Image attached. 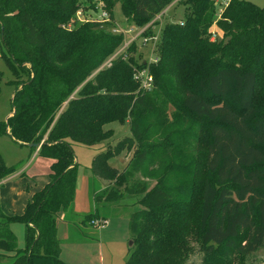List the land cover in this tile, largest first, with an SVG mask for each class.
Instances as JSON below:
<instances>
[{"label":"trees","instance_id":"1","mask_svg":"<svg viewBox=\"0 0 264 264\" xmlns=\"http://www.w3.org/2000/svg\"><path fill=\"white\" fill-rule=\"evenodd\" d=\"M173 1L0 0L1 57L15 85L1 129L51 159L49 183L23 212L0 211L7 264H70L59 258L56 216L71 225L75 215L72 143L107 141L114 121L128 123L130 135L94 156L92 174L108 184L93 191L98 205L79 222L108 220L100 204L118 208L130 194L124 264H187L195 251L201 264H234L264 249V8L182 0L183 16L160 29L155 61L128 56L133 40L105 64L124 40L114 32L117 4L142 27ZM88 6L106 16L79 22ZM138 70L151 77L149 90ZM122 152L130 157L119 170L109 159ZM17 167L0 162V180ZM136 174L154 183L129 184ZM13 222L24 224L23 248Z\"/></svg>","mask_w":264,"mask_h":264},{"label":"rangeland","instance_id":"2","mask_svg":"<svg viewBox=\"0 0 264 264\" xmlns=\"http://www.w3.org/2000/svg\"><path fill=\"white\" fill-rule=\"evenodd\" d=\"M219 1L220 4L223 5L226 0ZM248 1H251L254 4L264 8V0ZM181 2L182 0H174V5L169 8V11H167L166 14L160 18L156 17L154 19L156 20L155 23L150 21L142 27L131 25L130 21H127L126 17L122 14L119 4H117L114 9V21L116 25L114 27L115 32H122L124 34L126 31L125 39H129L135 34L138 36L137 37L135 35L136 37L134 36V38H132L135 40V49L133 51L127 52V55H133V57L138 61L144 59L148 61H155L156 44L148 43V45H144L142 42V36L139 35H141L144 29L149 26L150 32L148 34H143V36L154 35L158 37L161 27L166 22L176 21L183 16L184 7ZM216 2H218V0H216ZM102 12L103 11L100 9L92 10L88 6L84 14H78L77 20L82 22L85 18L101 19V16L104 17ZM129 29L131 31H128ZM126 45L119 47L110 57L115 56L119 52L126 53ZM152 45L154 47H152ZM5 51L6 48L4 45L0 44V162L6 166L18 165L14 171L17 172L20 170L22 164H24L29 158L33 156V152L30 154V148L28 146H20V144L13 141L10 136L1 129V123H3L10 114L11 98L15 90V85L12 82V71L7 66L3 57H1L2 52ZM105 128H112L113 135L103 143L94 144L92 146H87L77 142L72 143L75 160L78 163L76 192L72 201V206L75 207L76 212L71 218V238L69 240H65L57 237L58 241L60 242L59 258L70 264H124L130 253V246L133 244L132 243L130 245L131 234L128 228V221L129 213L133 210L132 207L135 205V199L130 197V194L128 193L125 194V199L123 198L124 201H122L121 204L123 206H119L118 208H115L113 205L109 206L107 204H100L98 208L99 212L108 215V223L104 228H98V224H101L100 222L93 224L91 221L92 225L86 222L85 224L79 222L83 214L93 211L95 206L98 205H96L94 202V190L92 189H95L97 194H100L103 189H99V187L102 185L97 179L94 178L92 174L91 162L94 156L98 152L106 150L105 148L107 146V142L113 145L124 136L130 135V128L126 122L120 123L114 121L108 123ZM129 157V153L122 152L115 157H111L109 159V163L118 167L119 170H122L124 168L123 165L125 161H127ZM50 163L51 159L37 154L29 163V165L25 167L24 172L30 178L35 179V177H40L41 175H44L46 172H48L47 170ZM132 179L133 180H131L129 184L132 181H146L148 185L154 183L153 180L143 179L138 174H136ZM19 186H22V181L20 178L11 179L5 184L3 203L5 206H7L6 208L10 207L9 203L12 198L15 199V193ZM58 222V224H60V221ZM11 228L16 237L17 247L23 248L25 246L24 224L21 222H13ZM59 229L60 227L58 226V230ZM200 255L201 252L195 251L189 257L187 264H201ZM257 255L258 256L256 257H248L243 261L236 260L234 264H264V249L258 252ZM10 261L11 258L3 256L0 259V264H7Z\"/></svg>","mask_w":264,"mask_h":264},{"label":"crops","instance_id":"3","mask_svg":"<svg viewBox=\"0 0 264 264\" xmlns=\"http://www.w3.org/2000/svg\"><path fill=\"white\" fill-rule=\"evenodd\" d=\"M172 5H174L173 2L170 3L168 6H166L157 16L158 17L159 16L161 17L164 14H166L167 11H169V8ZM213 28H214V30L216 29L215 26H213ZM128 31H131V30L129 29ZM125 32H124V40H123V43L125 42L124 45L127 44L126 46H128L134 40L132 38H134V36L136 34L133 37L129 38V39H125V37H126V35H125L126 33ZM20 146H28V145H20ZM28 147L30 148V154L33 152V156L31 155L32 157L29 158L30 160L28 159L24 164H22L20 170H18L17 172H14L12 175L10 174V175H8V176H6V177H4L3 179L0 180V211L3 214H6V215H19V214H21L23 212V210H24V207H25L26 203L31 198V196L35 192H37L40 189H42L50 181V176H49L50 168H48V170H47L48 172H46V174L41 175L40 177H35V179L30 178L24 172L25 171L24 170L25 167L28 166L29 163L38 154V149H39V146L36 147L35 149H31L30 146H28ZM126 163H127V161H125L123 167L126 166ZM112 166L113 167H116L114 165H112ZM116 168H118V167H116ZM14 178H16V179L17 178H20L21 181H22V186L21 187L20 186L18 187V189H17V191L15 193V199L12 198V200L9 203L10 207L6 208L7 206H5V204L3 203V201H4V194H3V192L5 190L4 186H5L6 183H8L9 180L14 179ZM95 179H97V178H95ZM97 180L102 185L101 187H99V189L104 188L108 184V182L105 181V180H100V179H97ZM92 190H94L95 192H97L95 189H92ZM73 208H74V213H75L76 212L75 211V207H73ZM58 221H60V224H58L59 223ZM57 224L60 227L59 230H58ZM9 226H10V229L12 230V228H11L12 223ZM104 227H105V225L103 227H100L99 229L104 228ZM56 235L60 239L69 240L71 238V225L65 220L63 213H58L57 216H56Z\"/></svg>","mask_w":264,"mask_h":264},{"label":"built area","instance_id":"4","mask_svg":"<svg viewBox=\"0 0 264 264\" xmlns=\"http://www.w3.org/2000/svg\"><path fill=\"white\" fill-rule=\"evenodd\" d=\"M102 15L106 16V13L103 11ZM156 17H158V16H156ZM159 18H160V16H159ZM114 32H115V29H114ZM211 37H212V39H214L216 37V33L213 32ZM157 40H158V37L154 36V35H152V36H147V35L146 36H142V42H143L144 45H148V43L156 44ZM152 47H154V46L152 45ZM113 57H109L108 60L105 62V64H107ZM136 77L140 80L141 87L143 89L149 90L151 88L152 79L144 70L139 71ZM96 222L97 223H99V222L101 223V224H98V228H100V227H103L104 225H106L108 221L105 220V219L104 220L94 219L92 221L93 224L96 223Z\"/></svg>","mask_w":264,"mask_h":264},{"label":"water","instance_id":"5","mask_svg":"<svg viewBox=\"0 0 264 264\" xmlns=\"http://www.w3.org/2000/svg\"><path fill=\"white\" fill-rule=\"evenodd\" d=\"M40 144H36V143H29L28 146H35L38 147ZM132 244V240L130 241V245Z\"/></svg>","mask_w":264,"mask_h":264}]
</instances>
